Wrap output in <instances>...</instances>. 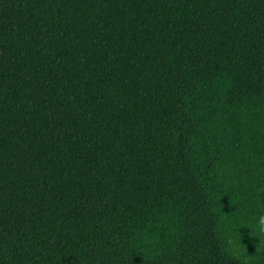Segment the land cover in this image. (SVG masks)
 Here are the masks:
<instances>
[{
	"label": "trees",
	"instance_id": "trees-1",
	"mask_svg": "<svg viewBox=\"0 0 264 264\" xmlns=\"http://www.w3.org/2000/svg\"><path fill=\"white\" fill-rule=\"evenodd\" d=\"M264 0H0V264H264Z\"/></svg>",
	"mask_w": 264,
	"mask_h": 264
},
{
	"label": "clouds",
	"instance_id": "clouds-1",
	"mask_svg": "<svg viewBox=\"0 0 264 264\" xmlns=\"http://www.w3.org/2000/svg\"><path fill=\"white\" fill-rule=\"evenodd\" d=\"M257 236L264 237V215H260L257 223L254 225Z\"/></svg>",
	"mask_w": 264,
	"mask_h": 264
}]
</instances>
